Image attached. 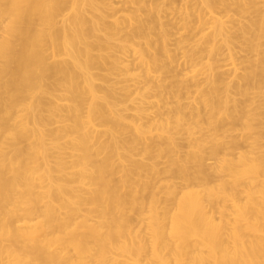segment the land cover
<instances>
[{
	"label": "bare ground",
	"instance_id": "6f19581e",
	"mask_svg": "<svg viewBox=\"0 0 264 264\" xmlns=\"http://www.w3.org/2000/svg\"><path fill=\"white\" fill-rule=\"evenodd\" d=\"M140 144L169 150L163 203ZM117 258L264 264V0H0V264Z\"/></svg>",
	"mask_w": 264,
	"mask_h": 264
},
{
	"label": "rangeland",
	"instance_id": "374dc122",
	"mask_svg": "<svg viewBox=\"0 0 264 264\" xmlns=\"http://www.w3.org/2000/svg\"><path fill=\"white\" fill-rule=\"evenodd\" d=\"M170 21L172 28L170 30L171 32V37L169 39V44H170V48L173 49V46L175 44V42L177 40H180L181 37L185 36L186 31L184 29H182V25L181 23H178V17L174 14L168 13L167 17L164 18V21ZM192 41H188L186 40V42H184L183 44V49L182 50H178V51H174V53L178 54V56L182 55L183 50H190L191 48H193L195 46V43ZM127 56H129V54H126L125 56H123V58L125 59ZM179 61H181V57L179 59ZM226 64H229L228 61L225 60ZM199 67L195 68L194 70H188L186 73V77L190 78L192 76H194L198 71H199ZM160 74L158 73H151L150 76L152 78H157ZM113 79L118 81H121V85H127L129 87V89L132 91V94L130 96V99L134 98L136 96L135 92H133L134 88H135V84L128 80V78H125L124 76H119V77H114L112 76ZM96 83H99L98 81H96ZM197 97V95L195 93H193L189 99V101H185L187 103L186 107H191L194 105H198V100L195 99ZM150 103L149 106H152L149 109V112H152L154 110V106H155V101L154 99L150 98ZM171 101L175 102L176 99H171ZM127 106L130 108H132L134 106L133 103H127ZM129 114H131V111H128ZM218 119H220V117H218ZM223 130V129H222ZM219 131L216 134H213L211 131L208 133L210 135H212L211 137H216V138H223L225 136H230V138H240V131H234V132H222ZM199 131L198 128H193L191 130H189V134H193L194 136H198L199 135ZM176 137H180L182 135H186L188 134L185 129H182L180 131H176ZM161 135V131L157 130V129H152L150 132H148L145 136L146 139H150V138H155L156 136ZM209 143H207L206 145H204V147H208ZM168 148L165 145H162L159 147V149L155 148L153 149V151L150 154H147L144 151V146L142 144H140L139 146H137L135 148V150L133 151V153H135V158L144 161L145 163H147L148 165H154L156 167V169L159 171V174H151L150 177L152 178V181L154 183V188H153V193L156 195V197L159 200V203H163L164 200V189L167 183H176L177 185H181V182L178 179H174L171 177V173H164V170L166 167H168V169L170 168L168 163H166V157L168 155ZM181 151V156L184 157L187 152H190L188 147H183L180 148ZM207 165L209 167H211V165L214 164V160H208ZM213 176L214 178L220 179L221 180H226L227 182H231L232 179H230L229 177L225 176L224 173L220 172V171H213ZM141 195L146 199V201L148 200V196L150 195V191H142ZM221 205L223 206L224 209H227L228 211H231V203L230 202H226V203H222L220 202ZM215 216H217V214H215ZM132 217V226L134 228V230L136 231H140L141 233H145L146 232V219L148 217L147 212L145 211L143 213V215H141L140 217H136L134 215H131ZM117 262L114 264H121L120 263V258L116 259Z\"/></svg>",
	"mask_w": 264,
	"mask_h": 264
}]
</instances>
